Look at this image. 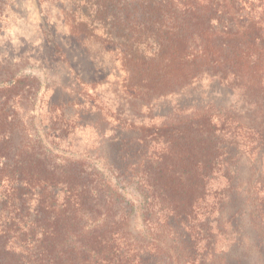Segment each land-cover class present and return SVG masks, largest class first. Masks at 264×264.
<instances>
[{
  "label": "trees",
  "instance_id": "1",
  "mask_svg": "<svg viewBox=\"0 0 264 264\" xmlns=\"http://www.w3.org/2000/svg\"><path fill=\"white\" fill-rule=\"evenodd\" d=\"M63 14L109 56L103 81L127 105L207 91L139 124L105 110L99 81L44 100L37 78L0 74V264H264V197L239 170L244 156L264 167V0H66ZM221 88L238 102L217 103ZM91 120L112 131L116 173L139 185L141 234L124 187L57 155Z\"/></svg>",
  "mask_w": 264,
  "mask_h": 264
},
{
  "label": "rangeland",
  "instance_id": "2",
  "mask_svg": "<svg viewBox=\"0 0 264 264\" xmlns=\"http://www.w3.org/2000/svg\"><path fill=\"white\" fill-rule=\"evenodd\" d=\"M0 0V74L8 72L21 77L37 78L46 90L44 100L53 97L65 98L72 93L75 79L82 78L88 82L99 81L95 89L99 90L105 103V110L114 113L117 106L123 107L124 114L136 123L151 124L159 122L160 117L166 116L179 105H192L199 103L200 94L207 89L192 91L190 97H174L160 101L159 105L149 112L148 108L137 105H127L117 99L115 88L109 81H103L104 72L110 66L109 56L103 58L97 54L96 48L83 38L70 33L66 24L63 9L66 0ZM53 37L64 52L66 62L53 57L46 37ZM99 55V56H98ZM218 97H213L217 103L229 107L237 103L239 95H235L224 88L218 89ZM42 94V93H41ZM40 95V94H38ZM205 101H200L204 103ZM159 117V118H158ZM104 123V122H103ZM98 120H91L84 129H81L72 138V148L61 146L58 156L66 158L89 159L93 164L103 169L106 176L121 187L125 188L127 199L137 206L132 217V229L136 234L144 232L141 213L138 209L142 201L137 181L128 180L120 173L117 174L113 164V149L108 141L112 131ZM248 157V156H247ZM240 163V181L248 183L253 181L255 191H261L264 197V167L252 169L250 161L242 157ZM142 203V202H141ZM232 208V206L230 207ZM231 213V211H229ZM245 253L248 250L242 249ZM254 257V254H253Z\"/></svg>",
  "mask_w": 264,
  "mask_h": 264
}]
</instances>
